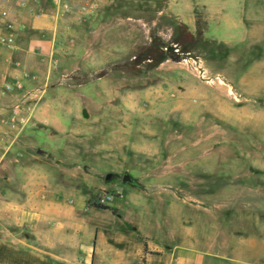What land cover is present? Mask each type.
<instances>
[{
    "label": "rangeland",
    "instance_id": "374dc122",
    "mask_svg": "<svg viewBox=\"0 0 264 264\" xmlns=\"http://www.w3.org/2000/svg\"><path fill=\"white\" fill-rule=\"evenodd\" d=\"M69 1L12 159L143 220L150 264H264V0ZM51 252L0 220V264H88Z\"/></svg>",
    "mask_w": 264,
    "mask_h": 264
},
{
    "label": "crops",
    "instance_id": "0c3cea01",
    "mask_svg": "<svg viewBox=\"0 0 264 264\" xmlns=\"http://www.w3.org/2000/svg\"><path fill=\"white\" fill-rule=\"evenodd\" d=\"M9 4L16 30L13 47L0 44V121L10 118L16 104H24L25 86L33 83L34 75V78L39 77L35 65L37 55L48 61L47 72L55 70L53 64L57 65L58 60L53 61L54 54L60 50L57 47L62 35L66 34L64 20L68 17L67 14H56L51 0L48 3L35 0L28 4L32 8L19 6L15 0ZM33 9L34 14H30L28 10ZM47 12H50L49 20L44 17ZM43 20L48 21L44 24L41 23ZM3 33L0 25V35ZM48 37L52 40H47ZM16 82L22 89L4 92V84ZM13 133L17 132L0 123V140L3 141L0 142V220L3 218L6 224L34 230L41 244L63 261H73L81 255L88 264H143V260L150 264L153 261L147 250H151L149 240L155 236L150 234L149 226L143 225V220L135 215L124 217L117 203L103 210L90 207L85 200H77L74 191L58 184L52 164L32 162L33 167L28 168L27 162L21 159L23 155L12 159V148L19 141L8 140L6 136ZM16 164L17 170L12 171ZM120 225L123 228H116Z\"/></svg>",
    "mask_w": 264,
    "mask_h": 264
},
{
    "label": "built area",
    "instance_id": "2783aa9c",
    "mask_svg": "<svg viewBox=\"0 0 264 264\" xmlns=\"http://www.w3.org/2000/svg\"><path fill=\"white\" fill-rule=\"evenodd\" d=\"M28 0H18V5H27ZM10 0H0V25L4 29V33L0 35V44L11 48L14 44V31L16 30L15 19L10 17L11 10L9 6ZM52 5L56 14H68L72 8L71 3L67 0H51ZM4 92H11L14 88L22 89L20 83L16 84L6 83L3 86ZM24 104L21 105V102L16 104L11 112L9 119H2L0 121L1 125H5L11 129H14L17 133L23 129L28 118L34 114L37 101L39 100L38 95H29L26 94L24 97ZM30 102V103H29ZM28 103V104H27ZM113 200V196L110 194H104L99 202L100 204H108Z\"/></svg>",
    "mask_w": 264,
    "mask_h": 264
},
{
    "label": "water",
    "instance_id": "95a60500",
    "mask_svg": "<svg viewBox=\"0 0 264 264\" xmlns=\"http://www.w3.org/2000/svg\"><path fill=\"white\" fill-rule=\"evenodd\" d=\"M123 182L126 183V182H131L130 178L128 176H124L123 177Z\"/></svg>",
    "mask_w": 264,
    "mask_h": 264
},
{
    "label": "trees",
    "instance_id": "16d2710c",
    "mask_svg": "<svg viewBox=\"0 0 264 264\" xmlns=\"http://www.w3.org/2000/svg\"><path fill=\"white\" fill-rule=\"evenodd\" d=\"M100 208V207H99ZM100 209H102V208H100Z\"/></svg>",
    "mask_w": 264,
    "mask_h": 264
}]
</instances>
